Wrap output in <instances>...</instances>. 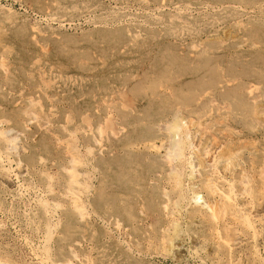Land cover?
I'll list each match as a JSON object with an SVG mask.
<instances>
[{
  "label": "rangeland",
  "instance_id": "obj_1",
  "mask_svg": "<svg viewBox=\"0 0 264 264\" xmlns=\"http://www.w3.org/2000/svg\"><path fill=\"white\" fill-rule=\"evenodd\" d=\"M29 100L52 127L27 123ZM1 119L32 171L0 160V264H39L56 220L32 184L58 177L66 141L82 148L88 130L99 216L77 217L65 259L77 241L74 264H263L264 236L221 246L206 185L264 157V0H0ZM234 149L246 161L229 166Z\"/></svg>",
  "mask_w": 264,
  "mask_h": 264
},
{
  "label": "bare ground",
  "instance_id": "obj_2",
  "mask_svg": "<svg viewBox=\"0 0 264 264\" xmlns=\"http://www.w3.org/2000/svg\"><path fill=\"white\" fill-rule=\"evenodd\" d=\"M29 105L31 108L26 111V118H25L27 120L28 124L35 125L42 130L46 129L48 127H52V126H50L51 120L48 116H45V114L43 115L42 113L40 114V113L33 111L32 107L35 105V102L33 100H29ZM28 108H29V106H28ZM11 121L6 120V119H1L0 120V130H2L1 128L5 129L4 127H9V125L12 123ZM13 127H15V126H13ZM1 132L2 131H0V135H2ZM10 132H12V131H10ZM5 133L6 132H4V134ZM91 133H92L91 130H88L85 132V135L83 137V145L81 146L82 148H78L76 146L72 147L71 146L72 143L70 144L68 141H66V144L63 147L64 151H65L64 156L60 159V163L53 165L58 169V171H57V172H59L58 177H56L57 176L56 175L55 176L56 178H53L50 176V174H48L49 175V177H48L49 183L45 186V188H40L38 184H36V186H34L35 184H32L33 188L37 191V193L39 192V193L43 194V196H45L48 199V203L46 204V207L49 210V214L52 216V218H54L56 220V223H55L56 224V231L54 229V231H55L54 236H52L53 235L51 233L52 230L48 231V232H50V234H48V236H47L48 239L46 242V243H48V247H45L44 249H42V252L36 253L37 255L35 254L36 255L35 259L39 264H74L73 258L75 257L74 259H77V257H80L78 255V252L76 249L77 241L76 242L74 241V244L72 245V249H69V251L71 250L73 252L72 256H74V257L69 256L67 259H65V256H66L65 255V253H66L65 252V242H67L71 237L70 234L72 231L73 223L75 222L77 217L79 218V220L85 222L86 220L90 219L91 216H94V217L96 216V219L99 216L98 212L96 211L95 208L99 204V198L100 197L98 196L97 187L92 183V181L95 179V175H94L95 172L94 171H96V169H95L94 163L92 162V160L90 158L92 155V148L90 146V138H91L90 135H91ZM9 134L6 133L5 135L11 136L12 134H14V136L9 137V138L8 137L4 138V136H0V160L2 162L4 160V162H6V163L7 162L8 163H15L16 164L15 167H16L18 176L20 178L24 179L27 175H30L29 170H31V169H29V160H30L29 159L30 158L29 149H27L26 147H22L20 150L13 152L14 147L12 146V142H14L17 139V137L19 138V136H21V134L19 132L11 133V135H9ZM69 135L71 136V138H74L75 136H77L75 131H69ZM101 136H103V135H101ZM164 144H165V142H164ZM160 145L159 146L162 147V144H160ZM159 146L153 144L150 147L153 150L159 151V149H160ZM177 146H178V144H177ZM177 146H174V148ZM219 146H220V143H219ZM19 147H20V145L18 146V148ZM217 148L219 149V147H217ZM221 148L222 147H220V150H221ZM232 150H231V152H232ZM234 150H236V149H234ZM12 152H13V154H12ZM81 153H86L87 157H85L84 154L82 155ZM243 153L244 152H242V151L236 150L232 156L227 155L229 158V159L228 158L227 159L229 161L225 158L224 159L227 160L230 163L229 166H231L232 165L231 164L232 162H230L231 159H233L237 156H239L241 159L246 161L244 156L242 155ZM246 154H248V153H246ZM209 155L211 156L209 160L205 158L206 160H208V163L205 164L206 166L204 167V169L207 171H213V170L215 171V169H217L218 164L221 162L220 156H218V151H215V152L212 151ZM263 156H264V152H263ZM222 159L223 158H221V160ZM254 159H255V163L258 164V167H254L253 164H250V166L251 165L252 166L249 169H246L241 164L238 166V170H239V167L242 169V174H240V178L237 181H233V180L229 181L227 179L228 181H225L226 185H220L218 183H217V185L216 184L210 185V183L208 185H206L208 188L207 195L210 198H212V200H213V202H211V203L209 200L210 205H208L209 203L206 204V205H208L206 207V213H208L207 215L210 216L212 222H214L218 226V228H220V230H221V231L219 230L220 236L218 235L219 236L218 240H220L221 246L230 250V252L231 251H238V250H241L243 248H246V246L249 245L250 243L251 244L252 243L257 244L261 240L262 236H264V157H256ZM243 160H241V162H243ZM43 161L45 162V160H43ZM54 163H55V161H54ZM227 164H225V165H227ZM221 165H224L223 162ZM225 165L222 166V167H225L222 169V170L225 169L224 174H225V171L227 170L226 167H228V165L227 166H225ZM235 165H237V164H235ZM232 167H234V164ZM201 168H203V167H200V169ZM231 169H233V168L230 167V170ZM205 170H203V171H205ZM222 170H220V171L223 174ZM8 171H7V173H8ZM227 171H229V170H227ZM92 172H94V174ZM236 173H237V170H236ZM41 174H43V173L41 172ZM198 176H199V174H198ZM227 177H229V176H227ZM43 179H45V178H43ZM217 181H219V180H217ZM208 182H211V181H209L208 177H207V183ZM26 183L29 184V182H26ZM41 183H39V184H41ZM22 184H24V183H22ZM28 184L27 185L24 184V185L28 187L29 186ZM204 205H205V203H204ZM198 206H200V204ZM48 210H47V212H48ZM99 218H101V217H99ZM43 219H45V217ZM39 221H41V220H39ZM49 221H51V220L49 219ZM117 224H119V222ZM50 225H51V223H50ZM197 225H199V224H197ZM45 226H46V224H45ZM86 226H87V223H86ZM119 226H120V224H119ZM119 226H117V227L120 229ZM26 227H27V225H26ZM117 227H114V228H117ZM121 227H122V225H121ZM49 228L50 227L46 228V230ZM85 230H86V228H85ZM85 230H83V231H85ZM213 232H214V229H213ZM218 232H216V234ZM82 234H80V236ZM40 235H41V233H40ZM72 235H74V234H72ZM88 235L89 234H87V236ZM215 240H217V239H215ZM78 241L80 242L81 240L78 239ZM83 241H85V239H83ZM218 243H219V241H218ZM82 244H83V242H82ZM82 244H80V245L82 246ZM216 245H218V244H216ZM39 250L41 251V249H39ZM101 250L102 249H100V251ZM36 252H38V251H36ZM95 254H96V252H95ZM101 254L99 253L100 257H101ZM259 255H255L256 259L263 262V264H264L263 257H261ZM84 257L85 256H83V255H82V258L80 257L81 262L83 261L82 259H84ZM219 259H220V257H219ZM85 260H86V258H85ZM261 262H259V263H261ZM5 263H7V262H5ZM86 263L87 262H85V264Z\"/></svg>",
  "mask_w": 264,
  "mask_h": 264
}]
</instances>
